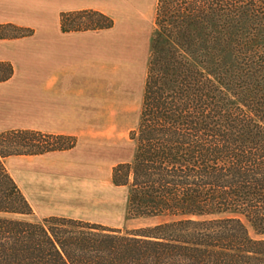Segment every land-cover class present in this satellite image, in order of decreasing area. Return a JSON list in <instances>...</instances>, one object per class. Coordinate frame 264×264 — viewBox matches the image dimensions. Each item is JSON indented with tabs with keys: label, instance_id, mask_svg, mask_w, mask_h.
Returning a JSON list of instances; mask_svg holds the SVG:
<instances>
[{
	"label": "trees",
	"instance_id": "obj_1",
	"mask_svg": "<svg viewBox=\"0 0 264 264\" xmlns=\"http://www.w3.org/2000/svg\"><path fill=\"white\" fill-rule=\"evenodd\" d=\"M84 11L64 12L63 31L87 30L69 19ZM98 13L104 22L90 30L115 25ZM154 23L130 160L114 166L112 181L128 186L129 216L165 220L123 230L64 216H2L33 214L5 158L77 143L4 130L0 264H264V0H157ZM7 27L21 28L0 30ZM13 74L0 60V82Z\"/></svg>",
	"mask_w": 264,
	"mask_h": 264
},
{
	"label": "crops",
	"instance_id": "obj_2",
	"mask_svg": "<svg viewBox=\"0 0 264 264\" xmlns=\"http://www.w3.org/2000/svg\"><path fill=\"white\" fill-rule=\"evenodd\" d=\"M139 1L138 6V0H0V25L34 30L28 36L0 37V60L14 67L13 76L0 82V132L33 129L81 136L82 123L106 120L101 102L104 89L119 88L128 99L138 94L139 119L157 0ZM88 8L106 13L115 25L63 31L64 12ZM108 140L82 136L70 151L13 155L5 158V163L38 218L65 216L118 228L119 221L87 218L83 209L98 207L102 200L78 189L101 177L95 173L96 152L109 154L110 146L118 144L112 140L105 143ZM118 150L115 165L123 153L119 156ZM82 152L89 153L88 160ZM87 163L94 165L89 174ZM106 201L111 200L103 194Z\"/></svg>",
	"mask_w": 264,
	"mask_h": 264
},
{
	"label": "rangeland",
	"instance_id": "obj_3",
	"mask_svg": "<svg viewBox=\"0 0 264 264\" xmlns=\"http://www.w3.org/2000/svg\"><path fill=\"white\" fill-rule=\"evenodd\" d=\"M137 4L139 6L140 4L139 0ZM84 10L86 11H84V13H82L81 15L75 16L74 13L70 14L72 16H70L69 19H70L71 24H73V27H81V29L90 30L89 28H92L93 26H95L96 23L104 22V20L98 13L100 12L99 10L92 9V8H88ZM155 13H156V7H155ZM107 16L110 17L109 15ZM32 30L29 27H21L20 30H15L14 28L7 27L4 29L1 28L0 31L8 32L11 34L18 32V35L19 33L21 35H26L30 33ZM87 30H84V31H87ZM91 30H96V29H91ZM136 34H138V30H136ZM117 70H118V67L113 68V71L117 72ZM146 72L147 71L144 72L143 76H146ZM101 95H103L101 98V102L103 103L104 117L106 118L107 121L105 120V121L82 123V126H80L81 129H79L81 130L80 131L81 136L73 135V137L76 138L77 142H78V139H81L82 136L83 137L85 136V137H90L92 139H99L100 141L102 140V138L104 139L106 138V140L108 139L109 140L108 142H105V143H109L112 140V141H118V144H114L113 146H110L111 147L110 152L113 154H110V152L109 154H107V152H103L99 155V153L96 152V160H97L96 169L97 170H95V173L96 175L101 174V177H98L97 179H95V182L89 181L78 187L80 191L81 189L83 192L86 191L88 196L99 195L98 198L102 200V202H98L100 204L98 207H95V208L87 207L86 209L84 208L83 213L85 214L87 218H93L94 220L98 219L100 221H106L109 223L119 221L118 228H121L123 230H133V229H139L142 227H148V226L155 225L159 223L160 221L165 220V218L164 217L129 216L128 214V195H129L128 186H126L127 188L125 186L118 187L117 185L113 184V182L111 181L112 170L115 165L114 160L117 158L115 149L118 147L119 149L118 151L120 152L119 156L121 155L122 151H123L122 155L125 154L123 157H121L122 160H126V159L130 160L129 156H130V152H132L130 132L132 130L131 128L136 127L138 123V120H137L138 116H137L136 111L140 107V96L138 94L137 95L135 94L134 95L135 97L134 98L130 97L129 98L130 100H129L127 97H124L123 92L119 88L118 90L115 89L110 92H107L106 89H104ZM133 111L135 112L133 113ZM122 113H125V114L121 115ZM118 117L120 118L119 121L117 120ZM76 124L81 125V123H76ZM45 133L54 134V135H62V134L48 133V132H45ZM58 151H65V150H58ZM68 151H70V149H68ZM82 154L85 160H88L87 156L89 153L82 152ZM98 160H101L102 162ZM83 162L86 163L87 161H83ZM87 164H88L87 167L89 168L87 170V174H89L93 171L91 168L94 165L93 163H87ZM73 188L77 189L76 187H73ZM103 194L105 195L106 199L110 198L111 201L103 202ZM2 216L23 219V220H30V221H40L41 220L40 218L35 216L34 209H33V214H20V215L19 214L18 215L2 214ZM80 220L92 222L87 219H80ZM93 223H96V222L93 221ZM250 234L254 238L259 237V235H257L252 228H250Z\"/></svg>",
	"mask_w": 264,
	"mask_h": 264
}]
</instances>
